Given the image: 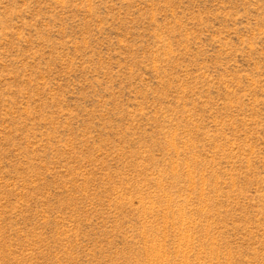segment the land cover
I'll return each instance as SVG.
<instances>
[{
  "label": "rangeland",
  "instance_id": "rangeland-1",
  "mask_svg": "<svg viewBox=\"0 0 264 264\" xmlns=\"http://www.w3.org/2000/svg\"><path fill=\"white\" fill-rule=\"evenodd\" d=\"M0 264H264V0H0Z\"/></svg>",
  "mask_w": 264,
  "mask_h": 264
}]
</instances>
